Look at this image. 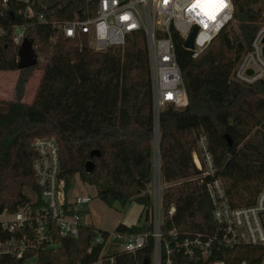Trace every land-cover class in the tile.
Instances as JSON below:
<instances>
[{"label":"trees","instance_id":"16d2710c","mask_svg":"<svg viewBox=\"0 0 264 264\" xmlns=\"http://www.w3.org/2000/svg\"><path fill=\"white\" fill-rule=\"evenodd\" d=\"M85 1L56 0L46 9L54 8L56 19L65 20ZM232 4L233 22L196 58L174 38L186 105L166 107L158 117L164 233L172 229L209 233L213 227L210 199L191 158L200 133L212 155L214 177L221 180L232 206L252 205L264 186V82L243 87L230 80L264 21V13L258 0H232ZM15 8V0H7L6 8L0 0V71H17L19 47L12 42L15 25L26 26L24 38L33 41L40 61L18 71L16 100L0 101V211L14 212L30 202L28 192L37 194L31 142L48 137L59 147L61 176L67 188L75 172L82 174L81 182L90 183L87 176L94 171L86 174L84 165L91 160L96 168L100 162L96 190L122 208L132 202L141 205L146 221L151 204L153 116L143 34L132 35L123 49L97 52L56 36L48 25L12 15ZM37 68L42 71L38 88L31 104L23 103L25 83ZM95 149L100 157L90 158ZM68 152L81 154V160L69 164ZM171 206L175 211L169 215ZM144 229L148 227L118 224L115 231L139 233ZM96 232L104 239L108 234L85 225L77 237L62 239L55 252H38L35 264H93L102 250L101 245H92ZM240 252L246 256L236 262L256 263L250 255L255 252L252 248L243 247ZM151 257L149 241L134 255L116 254L113 264H151ZM173 260L175 264H197L182 255H174ZM0 264H23V260L4 257Z\"/></svg>","mask_w":264,"mask_h":264},{"label":"built area","instance_id":"2783aa9c","mask_svg":"<svg viewBox=\"0 0 264 264\" xmlns=\"http://www.w3.org/2000/svg\"><path fill=\"white\" fill-rule=\"evenodd\" d=\"M55 1L15 0L12 15L48 25L56 36L97 52L123 49L127 39L136 33L143 34L146 45L153 116V173L151 204L146 210L147 220L143 217L140 225H146L148 229L139 233L114 231L105 239L96 232L92 245H101L102 250L93 264H113L116 254L134 255L149 241L152 244L151 264H175L174 255H182L197 264H264V186L252 205L232 206L221 180L214 177L212 155L202 133L196 138V149L191 158L210 199L213 227L209 233L162 231L158 117L166 107L181 109L186 105L174 38H179L183 47L196 28L190 52L191 57L196 58L233 22L232 0H223V6L216 9L213 18L205 15L200 7H194L195 0H86L71 18L65 20L56 19L58 11L54 8L46 9L47 4ZM2 2L6 8L7 0ZM25 29V25L12 27L15 46H20ZM230 80L243 87L264 82V21L249 49L232 70ZM31 148L35 153L31 170L37 194L14 212L0 211V260L9 257L23 260V264L31 259L36 261L40 251L55 252L62 239L77 237L80 228L87 225L82 223V218L92 202L89 195L76 194L67 188L61 176L59 147L53 138H34ZM207 177H211L210 180L207 181ZM174 211L171 206L168 214L172 215ZM243 247L255 251L250 255L256 263L235 261L246 256L240 252Z\"/></svg>","mask_w":264,"mask_h":264},{"label":"rangeland","instance_id":"374dc122","mask_svg":"<svg viewBox=\"0 0 264 264\" xmlns=\"http://www.w3.org/2000/svg\"><path fill=\"white\" fill-rule=\"evenodd\" d=\"M258 6L264 10V0H258ZM40 61L37 58V62ZM13 77H7L0 79V101L16 100L15 96V85L19 76L18 71H14ZM10 74V73H9ZM42 71L40 68L31 71L24 87V94L22 97L23 103L31 104L36 90L38 88ZM1 78V77H0ZM81 154H74L73 152H68L69 164H76L81 160ZM95 161V160H94ZM101 165L100 162L96 164V168L92 175L87 176L88 182H81L80 178L82 174L79 172L73 173L71 189L76 194L89 195L92 198V202L87 207V213L82 218V223L90 224L95 229L106 231L112 233L115 231L117 225L121 221H126L128 223L136 220V223H142L144 213L141 209V205L136 203H130L126 207H121L119 202H109L107 198L102 196L96 189L98 188V183L100 181L101 175ZM148 190H151L148 187ZM29 197L34 198L33 193H27ZM26 264H35V260L31 259Z\"/></svg>","mask_w":264,"mask_h":264},{"label":"water","instance_id":"95a60500","mask_svg":"<svg viewBox=\"0 0 264 264\" xmlns=\"http://www.w3.org/2000/svg\"><path fill=\"white\" fill-rule=\"evenodd\" d=\"M12 17V16H11ZM196 33V28H194L191 32V34L189 35V37L185 40L183 47L186 51L191 52L193 50V39ZM17 71L23 70V69H27V68H31L34 67L37 63V54L34 51V47H33V41L28 39V38H24L17 50ZM226 141L228 144H230V139L228 136H225ZM100 151L99 150H93L90 152V158L93 157H100ZM94 163L91 160H88L85 165H84V170L86 174H91L94 171Z\"/></svg>","mask_w":264,"mask_h":264},{"label":"snow or ice","instance_id":"6c2138e0","mask_svg":"<svg viewBox=\"0 0 264 264\" xmlns=\"http://www.w3.org/2000/svg\"><path fill=\"white\" fill-rule=\"evenodd\" d=\"M223 6V0H195L194 7H200L205 15L213 18L216 9Z\"/></svg>","mask_w":264,"mask_h":264},{"label":"crops","instance_id":"0c3cea01","mask_svg":"<svg viewBox=\"0 0 264 264\" xmlns=\"http://www.w3.org/2000/svg\"><path fill=\"white\" fill-rule=\"evenodd\" d=\"M10 73V74H9ZM13 73H15L14 71H0V79H2V78H6L7 77V75H8V77H13L12 76V74ZM7 77V78H8ZM150 187V186H149ZM132 203H134V202H132ZM141 207V209H142V211H143V207L142 206H140ZM119 224H123V225H125V226H127V227H130V226H141L140 225V223H136V220H134L133 222H130V223H128V222H126V221H121V223H119ZM88 225V224H87Z\"/></svg>","mask_w":264,"mask_h":264}]
</instances>
